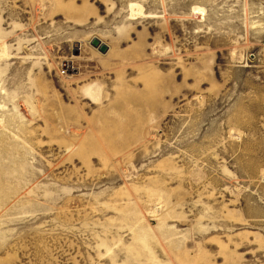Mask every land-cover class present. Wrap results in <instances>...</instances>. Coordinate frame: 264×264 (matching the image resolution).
Returning <instances> with one entry per match:
<instances>
[{"label": "rangeland", "instance_id": "rangeland-1", "mask_svg": "<svg viewBox=\"0 0 264 264\" xmlns=\"http://www.w3.org/2000/svg\"><path fill=\"white\" fill-rule=\"evenodd\" d=\"M0 264H264V0H0Z\"/></svg>", "mask_w": 264, "mask_h": 264}, {"label": "water", "instance_id": "water-1", "mask_svg": "<svg viewBox=\"0 0 264 264\" xmlns=\"http://www.w3.org/2000/svg\"><path fill=\"white\" fill-rule=\"evenodd\" d=\"M91 45L103 54H106L109 51V47L96 37L91 40Z\"/></svg>", "mask_w": 264, "mask_h": 264}, {"label": "bare ground", "instance_id": "bare-ground-1", "mask_svg": "<svg viewBox=\"0 0 264 264\" xmlns=\"http://www.w3.org/2000/svg\"><path fill=\"white\" fill-rule=\"evenodd\" d=\"M69 65V64H68ZM65 67H66V64H65Z\"/></svg>", "mask_w": 264, "mask_h": 264}]
</instances>
